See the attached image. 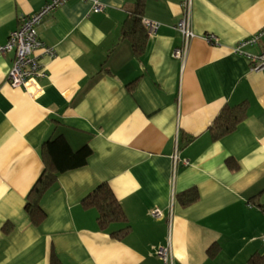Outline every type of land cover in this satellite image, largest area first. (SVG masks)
I'll list each match as a JSON object with an SVG mask.
<instances>
[{
	"label": "crops",
	"instance_id": "obj_1",
	"mask_svg": "<svg viewBox=\"0 0 264 264\" xmlns=\"http://www.w3.org/2000/svg\"><path fill=\"white\" fill-rule=\"evenodd\" d=\"M49 0H0V45L24 17ZM68 0L38 27L53 49L47 72L25 92L6 77L14 54L0 57V264H251L264 256V72L232 51L264 28V0H191L187 55L176 25L185 0H145L143 20L157 23L145 53L121 40L136 0ZM204 35H214L208 44ZM136 81L134 90L127 86ZM246 106L236 129L210 132L226 106ZM63 135L88 145L87 164L60 174L35 227L25 211L44 163L42 144ZM177 155V159L173 157ZM107 184L130 227L119 241L99 230L83 200ZM194 190L196 198L182 196ZM153 210L163 217L155 219ZM112 224L109 230L122 229ZM160 248H168L164 263Z\"/></svg>",
	"mask_w": 264,
	"mask_h": 264
},
{
	"label": "trees",
	"instance_id": "obj_2",
	"mask_svg": "<svg viewBox=\"0 0 264 264\" xmlns=\"http://www.w3.org/2000/svg\"><path fill=\"white\" fill-rule=\"evenodd\" d=\"M144 8L145 0H136L121 29L120 39L130 43L136 57H140L145 53L149 38L142 23ZM135 85L136 81L130 83L127 89L132 92ZM245 116V104L223 108L210 128L212 139L218 140L232 133ZM41 154L44 167L32 186L25 204V211L31 224L35 227L41 225L46 218L40 205L43 196L53 187L60 174L84 167L92 151L88 145L73 150L63 135H57L54 138L47 139L42 144ZM195 198L196 192L191 190L182 196V201L189 203ZM82 205L86 209L96 210L99 230L107 233L111 238L120 241L128 233L130 227L127 218L107 184L99 185L83 200ZM118 223L123 224L124 227L116 231L109 230L112 224ZM51 263L61 264L54 256L51 257ZM251 264H264V256L253 258Z\"/></svg>",
	"mask_w": 264,
	"mask_h": 264
},
{
	"label": "built area",
	"instance_id": "obj_3",
	"mask_svg": "<svg viewBox=\"0 0 264 264\" xmlns=\"http://www.w3.org/2000/svg\"><path fill=\"white\" fill-rule=\"evenodd\" d=\"M68 0H49L36 13L24 17L20 25L12 31L6 42L0 45V57L8 53L14 54L12 67L7 73V83L14 89H21L25 92L30 90V85L36 79L45 78L47 76L46 68L41 62L44 57H53V49L47 47L38 36V27L43 20L49 16L56 8L63 5ZM90 1L92 10L96 13L104 9V4L98 0H81ZM183 14L181 20L176 25V30L181 36V47L173 51L175 59H183L189 50V45L193 37L192 31V3L191 0H185L182 3ZM143 26L149 36L153 35L159 25L157 23L142 20ZM264 34V28L250 36L248 39L239 42L234 48L233 53L243 55V48L255 46L261 36ZM203 39L211 45L217 44V38L214 35H204ZM250 62V70L254 72H264V51L256 56L246 55ZM178 157L175 154L173 157L176 160ZM151 216L155 219L163 217L160 210H153ZM264 241V235H263ZM158 256L164 263L168 262L170 252L168 248H160L157 252Z\"/></svg>",
	"mask_w": 264,
	"mask_h": 264
}]
</instances>
